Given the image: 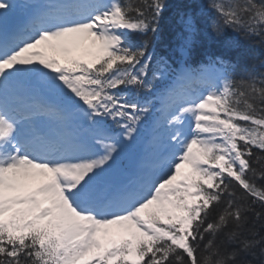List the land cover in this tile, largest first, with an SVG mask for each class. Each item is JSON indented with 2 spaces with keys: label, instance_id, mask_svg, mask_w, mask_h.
Instances as JSON below:
<instances>
[{
  "label": "snow or ice",
  "instance_id": "snow-or-ice-1",
  "mask_svg": "<svg viewBox=\"0 0 264 264\" xmlns=\"http://www.w3.org/2000/svg\"><path fill=\"white\" fill-rule=\"evenodd\" d=\"M190 7L173 71L199 87L137 146L164 0H0V264H264V71L190 64L225 29L264 43V0H208L203 26Z\"/></svg>",
  "mask_w": 264,
  "mask_h": 264
},
{
  "label": "trees",
  "instance_id": "trees-1",
  "mask_svg": "<svg viewBox=\"0 0 264 264\" xmlns=\"http://www.w3.org/2000/svg\"><path fill=\"white\" fill-rule=\"evenodd\" d=\"M165 8L159 21L161 29V39L156 48L163 50L165 47L173 49V34L178 31L180 25L176 23L177 12L184 6H191L189 10L197 13V19L201 26L208 16L214 15L207 7L208 0H164ZM223 51L228 54L230 63L234 66L233 75L240 76L246 70L264 71V43L257 37H245L225 29L224 38L219 42L208 43L202 41L199 50L190 60L193 67H199L201 63L209 59L205 52ZM177 60H184L179 53H174ZM155 83L158 78L151 79ZM258 183H261L258 181Z\"/></svg>",
  "mask_w": 264,
  "mask_h": 264
},
{
  "label": "rangeland",
  "instance_id": "rangeland-1",
  "mask_svg": "<svg viewBox=\"0 0 264 264\" xmlns=\"http://www.w3.org/2000/svg\"><path fill=\"white\" fill-rule=\"evenodd\" d=\"M127 155H128V154H127ZM127 155H126V156H127ZM123 156H124V155H122L121 158H122ZM122 159H123V158H122Z\"/></svg>",
  "mask_w": 264,
  "mask_h": 264
}]
</instances>
